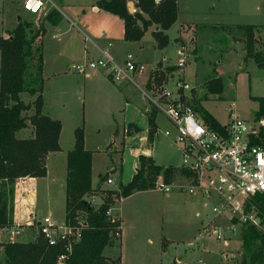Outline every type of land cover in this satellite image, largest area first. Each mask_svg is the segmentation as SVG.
Listing matches in <instances>:
<instances>
[{"label": "rangeland", "instance_id": "1", "mask_svg": "<svg viewBox=\"0 0 264 264\" xmlns=\"http://www.w3.org/2000/svg\"><path fill=\"white\" fill-rule=\"evenodd\" d=\"M24 1L0 0V37L6 36L7 30L18 20V15H23L24 22L34 28L39 27L38 17L24 11ZM94 1L64 0L68 10L62 8L63 26L60 31L48 21L42 24L45 29L42 112L61 121L59 141L62 151L52 155L47 176L37 180L35 204L16 209V218L22 223L16 224L14 229L22 225L25 227L13 240L29 242L36 239L39 235L37 228L26 226L28 220L41 221L51 216L58 224L66 221L68 154L75 147L76 130L82 128L85 148L93 153L92 184L95 190L86 197L87 201L98 209L109 200H114L110 202L111 219L120 222L117 213L125 214L131 239L135 232L141 234V253H135L136 248L133 250L132 244L128 243L129 260L126 264H200L201 259H208L213 264H241L237 260V243H232L235 257L223 263L217 254V250L221 249L218 244L205 242L203 245L196 240L200 221L212 215V202L198 218L196 213L203 211V204L208 200L200 197L196 201V198L178 189L166 194L157 186L158 181L164 178L163 174L154 181L153 189L136 192L123 201L120 197L122 186L131 182L140 166L141 156L135 150L148 138L147 115L152 111L157 113V134L152 155L155 164L164 169L174 168L177 172L185 165V157L175 141L172 125L155 104L162 103L165 89L174 90L177 79L187 80L195 88L190 99L201 115L207 112L223 125L228 123L232 114L244 120H252L256 116L259 102L254 98H264V69H260L254 60H245L246 32L245 28L237 26L264 24V0H178L179 18L166 32L169 36L166 51L153 47L155 39L152 31L155 29L140 44L128 42L120 51L121 64L128 54H133L141 61L156 65L164 54L168 63L176 65L167 68L155 66L148 78L146 69L144 74L133 76V83L130 84H114L108 77V70L89 69L87 72L91 73V79L72 70L73 65L83 64L87 59L84 43L87 35L82 37L86 31L77 25L75 17L80 5L92 6ZM90 11H82L80 18L87 14L86 25L99 24V16ZM196 26L201 28L196 30ZM55 35H59L61 41L54 38ZM193 39L196 43H192ZM256 39L257 48L264 50V29L256 32ZM69 45L71 49L68 52ZM184 46L188 47L190 57L185 67L180 69L177 66L178 52ZM163 61L166 63L165 59ZM218 77L223 81L221 94L212 93L206 87L210 80ZM148 82L152 84L153 92L149 90ZM144 92L151 99L145 97ZM21 97L26 104L32 105L25 115H34L36 97L28 93ZM131 126L135 128L134 132L130 131ZM167 130L172 132L170 136H166ZM33 135V127L29 124L18 137L26 139ZM184 173L180 171L165 183L171 184L175 180L182 183L184 180L180 177ZM111 178L113 183L109 184ZM31 183L32 180H27L23 187ZM118 231L117 242L104 251L107 258L119 257L121 227ZM130 236L128 240L131 241ZM9 238L8 233L2 236L3 241Z\"/></svg>", "mask_w": 264, "mask_h": 264}, {"label": "trees", "instance_id": "2", "mask_svg": "<svg viewBox=\"0 0 264 264\" xmlns=\"http://www.w3.org/2000/svg\"><path fill=\"white\" fill-rule=\"evenodd\" d=\"M133 1L137 12L130 14L128 3ZM97 7L122 18L125 22V40L140 42L149 29L157 26L152 33L159 49L169 45L166 33L179 18L178 0H98ZM54 24L62 20V15L54 10L48 15ZM264 26L245 28V60H254L264 69V50L257 48L256 32ZM45 29L42 24L34 28L21 21L9 38L0 37V231L14 227L15 195L17 182L24 178H43L47 176L49 156L60 152V120L43 114L44 54L42 38ZM216 72V70H215ZM148 87H151L149 83ZM207 89L215 94L223 91L221 77L210 80ZM28 93L36 97L35 114L27 117L25 113L32 105L26 104L21 95ZM259 102L257 116L264 115V98H254ZM200 105H198L199 108ZM201 111V110H200ZM202 113V112H201ZM156 111L148 114V142L153 143L157 134ZM202 118L210 126L220 129L222 125L207 112ZM33 127V137L21 139L18 133ZM141 165L132 181L122 187L120 199L128 198L140 191L154 188L155 180L162 176L168 182L177 172L174 168L164 169L154 160L141 156ZM93 153L85 148L84 130H76V144L68 154L67 162V217L70 225L84 224L81 239L74 243L73 252L67 264H121V256L107 258L104 251L117 242L116 234L121 222H113L108 212L110 202L98 209L86 197L94 192L92 184ZM184 171V170H183ZM101 179H104L101 176ZM256 206L264 213V197L255 198ZM114 202V200H112ZM111 202V203H112ZM110 242L112 244L110 245ZM0 264H59L58 257L64 248L49 246L38 235L30 243H0ZM244 257L241 264H264V233L248 227L243 234Z\"/></svg>", "mask_w": 264, "mask_h": 264}, {"label": "built area", "instance_id": "3", "mask_svg": "<svg viewBox=\"0 0 264 264\" xmlns=\"http://www.w3.org/2000/svg\"><path fill=\"white\" fill-rule=\"evenodd\" d=\"M160 2L156 0V3ZM49 3L50 0H25L23 8L27 13L41 17ZM89 40L86 38V41ZM178 54L177 66L183 69L190 57L188 47H182ZM73 69L84 75L89 69L108 70L114 83H122L133 82L132 77L143 74L146 65L131 54L119 64L103 52L100 59H86L83 64L73 65ZM173 88L165 89L162 103L153 102L174 128L175 141L185 157L182 168L184 181L167 184L161 178L157 186L168 195L178 189L189 196L208 200L206 206L212 202V215L201 224L196 240L203 245L205 242L218 244L221 249L217 250V254L223 263L235 257L232 243H237V260L242 262L244 231L253 227L264 233V213L254 201L258 196L264 197V115L244 120L232 114L226 125L216 129L204 121L191 103L195 88L187 80L177 79ZM149 90L153 92L152 84ZM144 96L150 98L145 92ZM165 134L170 136L172 132L167 130ZM108 183H113V180L109 179ZM112 221L115 222L114 219ZM79 224L78 227L67 221L58 224L48 216L29 226H36L38 234L49 246L62 245L65 252L58 257V263L67 264L74 243L81 239L84 224ZM24 227L12 228L10 240L20 235ZM199 262L213 264L204 259Z\"/></svg>", "mask_w": 264, "mask_h": 264}, {"label": "crops", "instance_id": "4", "mask_svg": "<svg viewBox=\"0 0 264 264\" xmlns=\"http://www.w3.org/2000/svg\"><path fill=\"white\" fill-rule=\"evenodd\" d=\"M97 2L98 0H95L92 4V6H90L91 4L89 5H80L79 8H78V16H76L75 18L77 19L78 22L77 25L79 24V26H81L86 32H84L85 34H82L84 36L82 37H85L87 35V38L88 36L93 40H89V41H86L84 39V43H85V50L87 51V59H89L90 57L92 59H97V58H101L102 57V53L103 52H107L109 54V56L111 58H113L117 63L121 64V54H120V51L121 49H123L124 45L126 43H128V41L125 40V22L122 18H120L119 16L117 15H114V14H111V13H108V12H105V11H102L100 10L98 7H97ZM53 7H55L56 10H58V12L62 15V8H66L67 9V5L64 4V0H50V3L47 5V8L45 10V13L41 16V18H39L38 16V25L39 24H45L46 21L50 22V24H52L53 26L57 27V31H60L62 29V22H63V19L58 23V25H54L48 17H46L48 14H50L51 12H53L55 9H53ZM136 8V7H135ZM85 10H91L90 13L91 14H94L96 16H99V18L101 19V22L99 24H91V25H86L84 22L86 21L87 19V14H85V16H83V18H80V14L82 13V11H84L85 13ZM136 12H137V8H136ZM30 14V13H29ZM32 15V14H31ZM34 16V15H33ZM25 17L23 15H18V20L15 21L14 25L12 26V28L8 29L7 30V34L5 37L3 38H9L12 34V32L17 28V26L19 25V23L21 21H24ZM177 23V22H176ZM175 23V24H176ZM181 26L183 24H180ZM247 26H264V24H251V25H238L237 28H246ZM157 26H153L149 29V31L145 34V36L150 33L152 31V33L154 31L157 30ZM197 28H201V27H198L196 26L194 29L198 30ZM182 29V27L180 28ZM258 34V33H257ZM144 36V38H145ZM54 38H56L58 41H61V37L58 35V36H54ZM143 38V39H144ZM143 39L140 41V42H133V43H141L143 41ZM42 42H43V54H44V39L42 38ZM192 43H196V39H193L192 40ZM91 46V47H89ZM113 46V47H112ZM142 46V45H141ZM153 47L155 49H157V43L155 41V44L153 43ZM71 49V46L69 45V47H67V50L69 52V50ZM167 48L163 49L164 51H166ZM162 51V50H161ZM129 55V54H128ZM127 55V56H128ZM133 55V54H131ZM126 56V57H127ZM134 56V55H133ZM126 57L124 58V60L122 61V63L125 61ZM135 59L140 62V63H143L144 65H146V69H148V71L145 73L147 78L148 76L151 74V69L153 70L155 66H163L164 68H167V67H173L176 65V63L174 65L168 63V58L166 57V55L163 54V59L158 62L156 65H153L149 62H145V61H141L139 60L136 56H134ZM166 61V63H164V60ZM0 63H1V53H0ZM45 66V65H44ZM101 71H104V70H101ZM217 71V70H216ZM45 72V71H44ZM150 72V73H149ZM144 74V73H143ZM139 75V74H137ZM87 79H91V73H87L86 75H84ZM136 76V75H135ZM108 77H109V73H108ZM172 77V76H170ZM114 83V82H113ZM124 84H130L128 81H125V82H122ZM133 83V82H131ZM115 84V83H114ZM123 84V85H124ZM119 86V85H118ZM141 90V89H140ZM124 91V90H122ZM142 91V90H141ZM22 98V97H21ZM126 98H128V96H126ZM23 100V99H22ZM46 115V114H45ZM53 119H57V118H54L50 115H47ZM148 118V116H147ZM216 119V118H215ZM59 120V119H57ZM217 120V119H216ZM218 121V120H217ZM219 122V121H218ZM220 123V122H219ZM221 124V123H220ZM222 126H224L223 124H221ZM226 125V124H225ZM132 129H130L131 132H134L135 128L133 126H131ZM134 128V129H133ZM173 128V127H172ZM26 129L22 130L21 132L18 133V135L22 132H25ZM173 132L175 133L174 131V128H173ZM33 137V136H32ZM148 139V138H146ZM144 141H148V140H143L140 144V146L137 147V149L135 150V153L138 149L142 148L143 146V142ZM60 143V141H59ZM61 147V145H60ZM61 151H62V148H61ZM59 152H56V153H53L49 156V159H48V163H49V160L50 158L52 157V155L54 154H57ZM154 151H153V143H152V153H151V158H152V155H153ZM139 155V154H138ZM139 156H143V155H139ZM146 157V156H145ZM148 157V158H150ZM141 159V158H140ZM153 159V158H152ZM48 163H47V169H48ZM140 165H141V160H140ZM140 168V166H139ZM136 169V172L138 171V169ZM135 172V174H136ZM48 173V172H47ZM134 174V175H135ZM111 176V175H110ZM112 177V176H111ZM134 177V176H133ZM177 177V176H176ZM183 179V177H180ZM39 178H24V179H20L18 182H17V188H16V195H15V214H14V227L15 225L18 226L22 223V220H19V218L17 219L16 218V209L18 208V206L20 207H26L27 204L28 205H31V204H35V201L37 200V195H36V190L38 188L37 186V180ZM113 180V178H111ZM27 180H32V183L30 184V186L26 187L23 185H25V182ZM184 180V179H183ZM132 181V180H131ZM176 181V180H175ZM174 181V182H175ZM175 183H178V182H175ZM123 187V186H122ZM194 197V196H192ZM31 198L34 200L33 203H31ZM196 198L195 200L197 201V198H200V197H194ZM127 198H124L122 199L121 201L123 200H126ZM206 203L203 204V211L202 212H197L196 215L198 218H201L203 212H204V209L206 210L208 206L205 205ZM118 216H119V219H120V222H121V240H120V253H119V256H121V264H126L128 263V260H129V256L127 255V250H128V243H131L132 244V247H133V250L136 248V252L135 253H141V245L143 243L142 241V238H141V234L140 232H135V235L132 236V239H131V236L129 235L130 232H128V228H127V220H126V215L125 214H122L120 212L117 213ZM18 215V214H17ZM51 217V216H50ZM36 221V220H35ZM35 221L33 220H28L26 222V225H32L35 223ZM205 221V219H202L200 222V225ZM38 222V221H37ZM134 225V228H135V224ZM12 227V228H14ZM35 227V226H34ZM7 229V230H2L0 231V243L1 244H5V243H8L10 242V238L8 241H3L2 240V236L4 235V233H8L10 234V230L12 229ZM130 236L128 240V237ZM35 240V239H34ZM34 240L32 241H29V242H26V241H19V240H12L11 242H21V243H30V242H33ZM2 252V247H0V253ZM140 258V257H139ZM208 260V259H207ZM140 261V259H139ZM181 261V259L179 260Z\"/></svg>", "mask_w": 264, "mask_h": 264}, {"label": "water", "instance_id": "5", "mask_svg": "<svg viewBox=\"0 0 264 264\" xmlns=\"http://www.w3.org/2000/svg\"><path fill=\"white\" fill-rule=\"evenodd\" d=\"M128 9H129L130 14L136 13L135 3L133 1H130L128 3ZM110 149H112V146H110ZM151 153H152V144L149 143L148 141H144L142 148H140L136 151V154L143 155L146 157H150ZM31 203H33L32 198H31ZM111 244H112V242H110V245Z\"/></svg>", "mask_w": 264, "mask_h": 264}]
</instances>
